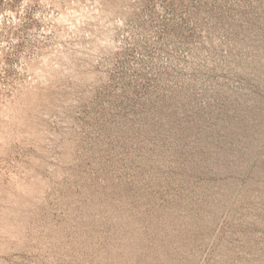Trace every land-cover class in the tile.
Returning <instances> with one entry per match:
<instances>
[{
	"label": "rangeland",
	"instance_id": "374dc122",
	"mask_svg": "<svg viewBox=\"0 0 264 264\" xmlns=\"http://www.w3.org/2000/svg\"><path fill=\"white\" fill-rule=\"evenodd\" d=\"M0 264H264V0H0Z\"/></svg>",
	"mask_w": 264,
	"mask_h": 264
}]
</instances>
